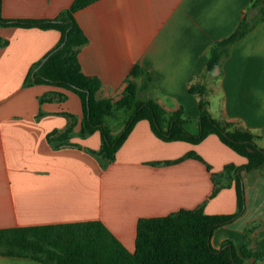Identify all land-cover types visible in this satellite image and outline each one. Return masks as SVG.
<instances>
[{
  "label": "crops",
  "instance_id": "crops-1",
  "mask_svg": "<svg viewBox=\"0 0 264 264\" xmlns=\"http://www.w3.org/2000/svg\"><path fill=\"white\" fill-rule=\"evenodd\" d=\"M73 2L2 0V13L7 19H54ZM251 2L99 0L76 13L88 37L79 55L82 71L101 81L99 99L116 101L139 65L154 79L150 95L169 112L182 108L191 120L188 130L198 133L200 99L189 87L206 74L211 46L235 32ZM0 37L8 41L0 47V229L97 220L133 253L141 218L201 206L208 215L238 211L235 183L212 197L213 174L222 173L228 164L244 166L248 160L218 135L199 144L165 142L148 120H141L114 162L104 167L91 152L102 146L100 131L80 135V96L50 84H26L32 67L58 46L61 33L0 25ZM201 81L209 90L211 115L247 128L264 148V22L236 42L222 67ZM67 114L74 116L75 127L68 145L61 146L48 136L67 128ZM109 119L121 123L111 125ZM125 122L123 112L106 118L113 136ZM191 152L202 159L188 156ZM242 177L244 210L215 229L211 242L218 250L231 242L241 264H264V248L259 258L242 252L244 245L256 252L264 242V168ZM0 264L43 263L0 255Z\"/></svg>",
  "mask_w": 264,
  "mask_h": 264
},
{
  "label": "trees",
  "instance_id": "trees-1",
  "mask_svg": "<svg viewBox=\"0 0 264 264\" xmlns=\"http://www.w3.org/2000/svg\"><path fill=\"white\" fill-rule=\"evenodd\" d=\"M97 1L74 0L54 19H7L3 16L0 0L1 26L56 29L62 35L58 46L32 67L26 84H50L72 90L80 96L84 112L80 135L86 137L100 131L102 146L100 150L91 152L104 167L114 162L117 151L141 120H148L154 133L165 142L199 144L211 134L218 135L248 163L244 166L228 164L222 173L213 174L216 188L212 197L235 183L239 209L235 214L208 215L201 206L165 217L141 218L133 253L103 222L97 220L0 229V255L31 258L43 264H241L242 260L231 242L224 243L218 250L213 247L211 239L215 229L230 224L243 212L245 188L242 176L264 168V148L257 143L259 136L247 128L232 121H219L211 115L207 100L209 90L201 80L222 67L230 57L232 46L264 22V0H252L235 32L211 46L206 74L189 87V92L200 99L198 133L188 130L191 120L184 116L182 108L169 112L149 95L155 88L154 79L139 65L134 66L126 79L119 100L98 98L101 81L85 75L80 64L79 55L88 43V37L76 19L78 11ZM7 44L8 41L0 37V47ZM117 112L129 113V117L121 132L113 136L106 125V118L115 116ZM67 117L70 119L67 128L48 136L50 141L61 146L68 145L75 127L74 116L67 114ZM188 156L202 159L195 152ZM224 179L228 182L225 183ZM250 233V230L246 231V241ZM263 248L264 242L256 252L249 251L244 245L242 252L245 257L259 258L263 255Z\"/></svg>",
  "mask_w": 264,
  "mask_h": 264
},
{
  "label": "rangeland",
  "instance_id": "rangeland-1",
  "mask_svg": "<svg viewBox=\"0 0 264 264\" xmlns=\"http://www.w3.org/2000/svg\"><path fill=\"white\" fill-rule=\"evenodd\" d=\"M150 92H151V91H150ZM148 94H149V93H148ZM151 94H152V93H151ZM149 95H150V94H149ZM208 99H209V98L207 97V100H208ZM124 116H125V118H126V120H127L128 117H129V113H128V114L126 113ZM118 120H119V119H116V120H115V119H109L108 122H109V124H111V125H117V124H120V123H121V122L119 123ZM123 125H124V124L122 123V126L118 129V131H121V130L123 129ZM224 182L227 183L228 180H227V179H224Z\"/></svg>",
  "mask_w": 264,
  "mask_h": 264
}]
</instances>
